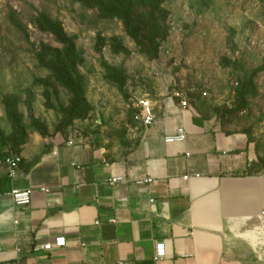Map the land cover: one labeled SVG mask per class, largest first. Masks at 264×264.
I'll return each mask as SVG.
<instances>
[{
  "label": "rangeland",
  "instance_id": "1",
  "mask_svg": "<svg viewBox=\"0 0 264 264\" xmlns=\"http://www.w3.org/2000/svg\"><path fill=\"white\" fill-rule=\"evenodd\" d=\"M172 87L244 132L264 171V0H0V151L34 161L81 139L130 155L137 102L179 103Z\"/></svg>",
  "mask_w": 264,
  "mask_h": 264
},
{
  "label": "crops",
  "instance_id": "2",
  "mask_svg": "<svg viewBox=\"0 0 264 264\" xmlns=\"http://www.w3.org/2000/svg\"><path fill=\"white\" fill-rule=\"evenodd\" d=\"M153 103V125L115 160L70 139L34 161L19 156L9 179L0 151V264H264V171L247 135L223 133L191 105ZM177 129L186 142L165 145ZM13 189L31 191L27 208Z\"/></svg>",
  "mask_w": 264,
  "mask_h": 264
},
{
  "label": "built area",
  "instance_id": "3",
  "mask_svg": "<svg viewBox=\"0 0 264 264\" xmlns=\"http://www.w3.org/2000/svg\"><path fill=\"white\" fill-rule=\"evenodd\" d=\"M175 83L172 84L174 86ZM172 96L174 98H177L179 100V105L182 109H187L188 104L183 98V92L179 89L172 87ZM194 89H192L193 91ZM202 96H206L205 93L201 94ZM154 109L155 105L150 99H141L136 104V112L134 115V121L143 129L147 130L149 129L155 119L154 115ZM186 142V133L183 129H177L174 134L165 136L163 138V143L165 145H182ZM69 145H72V143H69ZM20 163V157L15 155H10L8 157H5L3 160L4 167L6 168V174L9 179H14L17 170L18 165ZM121 178H112L110 181V185L114 184L115 182L120 181ZM152 183L151 179H145L143 181H139L138 184H150ZM10 197L14 203V205L19 209H25L27 208L31 203V191L29 190H16L13 189L10 192ZM110 223H114V221H110ZM66 244V240L63 237H58L54 241V246L56 248H62ZM52 246L51 245H45L43 246V250L45 251H51ZM165 257L164 249L161 244L156 245V258L157 259H163Z\"/></svg>",
  "mask_w": 264,
  "mask_h": 264
},
{
  "label": "trees",
  "instance_id": "4",
  "mask_svg": "<svg viewBox=\"0 0 264 264\" xmlns=\"http://www.w3.org/2000/svg\"><path fill=\"white\" fill-rule=\"evenodd\" d=\"M124 1L127 2V0H124ZM130 11H132V7H131ZM147 12L150 13V12H151V9L148 8V9H147ZM131 13H132V12H131ZM142 13H145V11L142 10ZM12 20H13V19H12ZM50 25H51V27L53 28V32H54L56 38H57L59 41H61L62 43H64V44H68V41H67V39H66V36H65L64 32H63L61 29L57 28V25H56L55 23H50ZM7 114H8V116H9L10 120L12 121L14 127H15V128H18V121H19V119H18V117L16 116V114L14 113V111L11 110V109H8Z\"/></svg>",
  "mask_w": 264,
  "mask_h": 264
}]
</instances>
